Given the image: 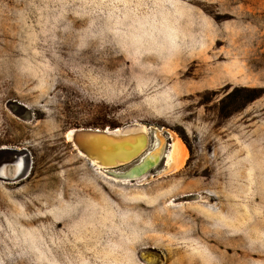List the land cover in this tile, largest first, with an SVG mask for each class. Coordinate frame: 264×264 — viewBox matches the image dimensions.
<instances>
[{"label": "rangeland", "instance_id": "obj_1", "mask_svg": "<svg viewBox=\"0 0 264 264\" xmlns=\"http://www.w3.org/2000/svg\"><path fill=\"white\" fill-rule=\"evenodd\" d=\"M137 123L180 169L121 182L67 138ZM7 149L0 264H264V0H0Z\"/></svg>", "mask_w": 264, "mask_h": 264}, {"label": "bare ground", "instance_id": "obj_2", "mask_svg": "<svg viewBox=\"0 0 264 264\" xmlns=\"http://www.w3.org/2000/svg\"><path fill=\"white\" fill-rule=\"evenodd\" d=\"M102 130L92 129L91 139H88L86 142L89 144L93 153L97 155L95 158H91L82 152L79 148V143L76 142L77 140H74V136L76 135L77 137L78 132L84 131L83 128L71 130L67 138L73 143L74 147L78 149L82 157L88 160L101 172L115 180L127 182L139 178L140 174L145 176L163 159L165 160L164 172H167V168H169L168 172H174L180 169L187 160L186 147L182 140L173 132L168 131L171 144L167 147L166 138L162 130L147 127L143 124L137 123L114 129L116 132H122L114 139H100V136H98L99 134L96 132ZM153 142V150L144 154L149 145L153 146ZM100 159L105 161L106 164L112 165V167L103 166ZM121 165L126 166L124 169L119 170L118 168ZM23 169L24 161L23 157L20 156L12 166L7 167L3 165L0 168V175L15 179L22 173ZM125 175H133V179L119 180V177Z\"/></svg>", "mask_w": 264, "mask_h": 264}, {"label": "water", "instance_id": "obj_3", "mask_svg": "<svg viewBox=\"0 0 264 264\" xmlns=\"http://www.w3.org/2000/svg\"><path fill=\"white\" fill-rule=\"evenodd\" d=\"M84 131L78 132L77 133V137L76 135L74 136V140H77L76 142L79 143V148L82 150V152H84L85 154H87L88 156H90L91 158H95L97 157V155H95L93 153V151L90 149L89 144L86 143L88 141V139H91V134H92V129H83ZM109 128L107 129H103L102 131H97L96 133L99 134L98 136H100V139H109V138H117L121 133L120 132H116V130L111 129L110 131ZM80 141V142H79ZM83 141V143H82ZM10 153V155L7 156H3L0 158V168L3 165H6L7 167L11 166L8 165L6 163L10 162H15L20 156L23 157V161H24V169L22 171V173H20L15 179H12L10 177H4L2 175H0V181L5 182V183H16L18 181H21L23 179H25L28 176V170H29V165L26 159V153L14 150V149H7ZM101 160V159H100ZM102 161V160H101ZM102 165L106 166V167H112V165L106 164L105 161H102ZM143 175L140 174L139 177H142ZM133 179V175H125V176H121L119 177V180H130Z\"/></svg>", "mask_w": 264, "mask_h": 264}, {"label": "trees", "instance_id": "obj_4", "mask_svg": "<svg viewBox=\"0 0 264 264\" xmlns=\"http://www.w3.org/2000/svg\"><path fill=\"white\" fill-rule=\"evenodd\" d=\"M256 98V96H253L250 98V100H254ZM116 129V128H115ZM90 163V162H89ZM91 166H94L93 164L90 163ZM95 167V166H94ZM121 182H124V181H121Z\"/></svg>", "mask_w": 264, "mask_h": 264}]
</instances>
